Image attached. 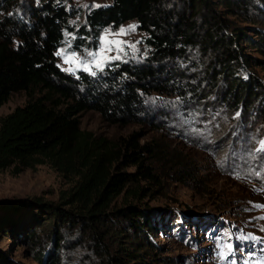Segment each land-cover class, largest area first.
<instances>
[{
	"label": "trees",
	"instance_id": "obj_1",
	"mask_svg": "<svg viewBox=\"0 0 264 264\" xmlns=\"http://www.w3.org/2000/svg\"><path fill=\"white\" fill-rule=\"evenodd\" d=\"M218 1L245 14L253 3ZM210 5L209 0H112L84 14L69 0H0V107L14 94L28 95L24 106L0 119V173L14 165L23 170L49 164L65 176L79 177L64 201L73 209L40 204L43 216L24 234L37 262L62 264L61 254L80 247L86 239L92 240L100 264H148L140 251L146 248L156 257L159 250L148 235L156 234L157 227L147 210L128 206L110 211L122 194L131 192L140 199L142 180L157 182L150 165V158L159 154L157 147H140L136 136L123 139L120 145L96 139L81 129V114L95 111L113 125L143 124L152 93L186 97L192 90L198 98L201 84L183 86L175 75L186 50L195 46L206 53L213 51L220 62L219 69L212 66L207 76L214 81L206 98L215 93L225 75L229 83L221 90L223 105L246 113L259 102L264 109V85L237 75L244 70V49L237 33L241 30L229 34L227 21ZM82 14L84 21L73 24ZM131 21L146 35L150 51L144 63L109 64L95 76L60 67L56 53L71 35L73 50L81 51L96 47L105 29ZM260 39L253 47L264 52V36ZM37 89L42 94L38 97ZM121 163L136 166L137 171L120 172ZM130 184L135 185L132 191L127 188ZM20 206L0 203V232L17 224L1 212L12 213ZM117 220L126 222L130 227L126 231L135 232L136 238L145 236L146 243L114 253L105 249L104 240L111 231L105 227ZM42 224L47 227L38 234L36 228ZM1 261L5 263L6 257Z\"/></svg>",
	"mask_w": 264,
	"mask_h": 264
},
{
	"label": "rangeland",
	"instance_id": "obj_2",
	"mask_svg": "<svg viewBox=\"0 0 264 264\" xmlns=\"http://www.w3.org/2000/svg\"><path fill=\"white\" fill-rule=\"evenodd\" d=\"M111 2L69 0V5L85 14V11ZM252 2L250 13L245 14L227 9L218 0H209L210 6L230 26L229 34L232 35L235 29L241 30L237 33H240L244 49V70L237 75H242L244 80L253 77L264 85V52L253 47L264 36V0ZM84 14L72 21L73 24L82 23ZM132 26H135L134 31H128ZM121 29L126 30V34L117 35ZM105 35L110 41H121L123 52L110 45L113 50L106 53L110 60L104 68L121 61L141 64L149 55L145 33L131 21L119 28L105 29L96 47L81 51L73 50L74 35H71L59 49L64 53L57 55L60 67L66 71L75 68L64 62L68 56H75L81 64L90 62L92 57L88 53L101 50ZM117 55L120 59H111ZM185 55L186 58L176 66V81L183 86L201 84L198 98L192 90L186 97L152 93L147 101V120L143 124H109L95 111L84 112L79 117L81 129L96 139L120 145L123 139L136 136L140 147L153 145L159 153L150 158L157 182L142 180L138 187L144 189V194L140 199L131 192L122 194L114 199L110 211L133 206L150 213L157 230L156 234L148 232V235L159 250L156 257L146 248L140 251L148 264H231L233 260L235 264H245V261L247 264H264V231L261 230L264 220L259 219L264 217V208L254 207L264 205V152H256L259 141L264 140V109L259 102L246 113L242 109L231 111L223 105L221 90L229 83L225 75L219 79L215 93L206 98L214 81L207 76L212 66L219 69L220 62L213 51L206 53L201 46L188 48ZM80 70L82 68L72 72ZM93 71L99 70L93 68ZM40 95L37 89L35 96ZM27 101L28 95L24 92L12 95L0 107V119ZM119 166L120 172L137 171L136 166L129 164ZM18 169L14 165L0 173V203L21 205L12 213L1 212L5 219L17 224L9 226L8 232H0V264H46L35 260L24 234L37 223V217L43 216L40 204L73 209L64 201L79 177L65 176L49 164L36 169ZM127 188L132 191L135 185L130 184ZM46 227L47 224L37 227V233ZM105 228L111 230L104 240L109 252L146 243L145 236L136 238L135 232L126 231L130 227L121 220L109 222ZM249 237H258L259 242ZM85 241L80 247L62 253V264H100L101 257L92 249V240ZM225 244H231L233 251L222 261L218 253ZM2 257H6L5 263L1 261Z\"/></svg>",
	"mask_w": 264,
	"mask_h": 264
},
{
	"label": "snow or ice",
	"instance_id": "obj_3",
	"mask_svg": "<svg viewBox=\"0 0 264 264\" xmlns=\"http://www.w3.org/2000/svg\"><path fill=\"white\" fill-rule=\"evenodd\" d=\"M135 26H132L131 29H129L128 31H134ZM126 34V30L121 29L120 32L117 35H124ZM103 47L101 48V50L98 53H88L89 56L92 57V60L89 61H85L81 64V62L75 57V56H68L65 58V63H71L75 66V68H69L68 71L72 72L76 69H81L84 72H88L89 74L95 76L96 72L93 71V68L103 71L105 64L107 62H109L110 58L106 55L107 52H111L113 50V48L110 46H114L116 50H118L119 52H123V47L121 46V41L119 40H109V36L105 35L103 37ZM133 49L135 48V46H132ZM58 56H63L64 53L63 51H59L56 53ZM111 59H120L119 55H117L116 57H112ZM256 152H264V140L259 141V147L256 149ZM254 158V156H253ZM257 176L260 175V173H256ZM237 178H240L239 174H237ZM254 207L256 208H264V205H255ZM259 219L264 220V217H259ZM262 231H264V229H261ZM253 240H256L257 242H259V238L258 237H249ZM233 251V246L231 244H225L223 246H221L220 251L218 253V255L220 256L221 260H225L227 259V257L229 255L232 254ZM231 264H235V261L233 260L231 262ZM245 264H247V261H245Z\"/></svg>",
	"mask_w": 264,
	"mask_h": 264
}]
</instances>
